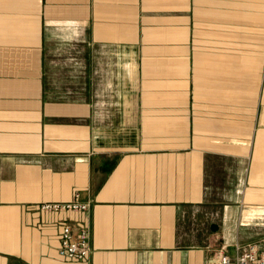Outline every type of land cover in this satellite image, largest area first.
Masks as SVG:
<instances>
[{"label": "crops", "instance_id": "1", "mask_svg": "<svg viewBox=\"0 0 264 264\" xmlns=\"http://www.w3.org/2000/svg\"><path fill=\"white\" fill-rule=\"evenodd\" d=\"M91 200L85 211L43 202ZM91 229L59 256L63 224ZM264 240V0H0V264H217Z\"/></svg>", "mask_w": 264, "mask_h": 264}, {"label": "built area", "instance_id": "2", "mask_svg": "<svg viewBox=\"0 0 264 264\" xmlns=\"http://www.w3.org/2000/svg\"><path fill=\"white\" fill-rule=\"evenodd\" d=\"M91 200H82L76 192L72 200L59 202H43L41 209L47 212L85 211L91 210ZM233 253L228 251V245H222L215 250L217 264H264V240L250 241L245 244H235ZM92 251L91 229L82 227L74 234L71 224L65 222L58 248L59 256L68 260H85Z\"/></svg>", "mask_w": 264, "mask_h": 264}]
</instances>
